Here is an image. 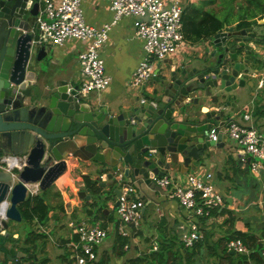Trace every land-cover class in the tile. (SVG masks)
Returning <instances> with one entry per match:
<instances>
[{
  "label": "water",
  "instance_id": "obj_1",
  "mask_svg": "<svg viewBox=\"0 0 264 264\" xmlns=\"http://www.w3.org/2000/svg\"><path fill=\"white\" fill-rule=\"evenodd\" d=\"M43 4L0 0V162L17 157L23 165L22 170L0 167V264H17L27 257L7 243L8 221H23L19 207L28 199V186L37 184L41 192L56 186L65 193L73 187L78 197L90 200L92 188L83 189L85 182L73 175L78 161L102 175L94 180L101 189L115 184L120 174L157 187L155 177L187 174L204 153L211 155L210 147L227 142L225 129L235 111L232 100L241 96L250 75L240 51L257 47L247 44L248 37L257 40L253 28L235 31L225 26L213 36V50L206 49L197 67L156 76L160 89L152 101L132 103L115 114L81 95L80 85L72 80L56 78L51 48L38 42ZM199 101L214 107L204 120L189 111ZM215 125L223 127L218 143L209 137Z\"/></svg>",
  "mask_w": 264,
  "mask_h": 264
},
{
  "label": "crops",
  "instance_id": "obj_2",
  "mask_svg": "<svg viewBox=\"0 0 264 264\" xmlns=\"http://www.w3.org/2000/svg\"><path fill=\"white\" fill-rule=\"evenodd\" d=\"M180 1L182 3L183 14L184 10L186 11L187 8H194L190 5L189 0ZM217 3L218 1L205 6L204 11L209 12L208 8L211 7L213 10L212 13L219 16L218 13H214V9L216 8L213 9ZM245 3L247 2L245 1ZM200 4L201 3H199L198 6ZM82 8L86 23L99 30L106 25L112 24L114 20V14L110 8L109 0H82ZM262 20H264V17L263 19H257L260 25H263L261 24ZM134 23V18L126 17L112 26L108 41L101 49V57L105 62V71L106 74L112 78V83L110 87L103 92H93L87 95V99L98 102L103 107L107 106L112 108L115 114L124 110H129L132 103H136L137 106H139L141 103L152 101L153 98L156 97L157 90L160 89V84L154 79L145 83L142 88L136 89L129 87L131 79L144 57V41L136 36ZM214 25L215 23H208L206 25V30L212 29ZM237 25L238 21H235L233 24L225 23L227 28H236ZM253 33L256 34L254 31ZM189 34V37L184 34L185 42L175 55L168 57L163 62L157 63V77L168 75L172 69H178L182 66L195 68L198 62L206 56V49L210 48L211 51L213 50V38L205 39L204 37H197L194 31ZM256 36L258 37L257 34ZM248 39L250 41L249 44L247 43L248 45H251L252 42L257 45L253 52H259L258 44L254 41L255 39ZM50 48L51 60L53 61L52 69L56 71V78L72 80L71 84L75 86L81 85L82 78L79 55L85 50V45L78 40L69 39L61 46H51ZM245 52L246 51L241 53L244 55ZM246 53L247 54L244 55L247 57L246 66L250 68L252 73L250 71V75L247 76V86L241 91V96L232 100V103L235 104V111L230 113L229 117L232 119L234 113L239 111L238 108L248 103L250 100V103L253 104L254 102V104L252 106H246L245 112H243V115H250L252 119L247 125H254L264 134V99L259 100L260 98L257 94L253 92L249 93V90L255 87L258 77L262 76L263 79L261 81L264 82V68H262L261 65L257 67L255 64L254 67L251 68V63L248 61L249 53ZM259 54L263 55L264 53L260 51ZM41 81L46 84L47 80L45 76L42 77ZM252 81L254 83H252L253 86H249V82ZM261 81L259 83L260 89L264 87V83L263 86L260 87ZM129 88L133 91H130ZM244 99H246V101L239 103ZM212 108L214 107H212L208 101H204L203 103L199 101V103L192 105L189 111L194 116L204 120L206 118V113L213 111ZM238 113H241V111ZM260 117H262V121L258 124L256 119ZM261 129H263V132ZM210 149L211 155H209L210 152L204 153L201 163L193 164L188 172L190 174L193 170L192 172H198L202 175H205L207 172L213 173L216 189L226 198V206L219 210V213L225 210L224 213L215 216L206 229L208 231L214 229L216 239L226 236L230 229L244 233H255L260 238L259 243L263 246L264 173L262 179L255 176L250 169L249 160L242 159L240 147L230 139H228L227 142L222 141L217 146L210 147ZM75 164L78 170L73 172V175L83 183L86 177L94 181L102 176L98 171H94L93 165H91V168L89 164L84 163L82 167V164L78 161H76ZM200 167L206 170L201 171ZM96 168L98 167L96 166ZM177 175L179 174L174 172L168 174V176L175 178L176 182H178L179 179L180 181L185 179V174H181L179 178L176 177ZM125 181L130 184L137 183L140 188L137 189L138 196L144 200L146 204L145 208L142 210L141 226L138 235L131 240L129 243L130 249L125 251V255L122 257H116L114 255L113 247L115 246V237L113 235L112 240L107 245L108 248L100 247L98 249V259L107 254L112 258V264H128L129 260L158 251L161 246H167L169 251L172 250L179 255L185 256L181 248L180 251L177 249L180 247L179 244L181 242V226L187 224L190 217H188L187 211L184 210L176 200L171 198L172 189H161L148 185L142 180H136L135 177L125 179ZM83 189H88L87 184ZM78 191L79 190H75V188L69 187L65 193L55 186L51 190V195L46 198V203L51 206L52 210L48 221L42 223L43 225H35V223L24 221L20 224L8 221V233H10L11 238L8 240L7 247L15 248L17 254L27 255L26 258L20 261L22 264H31L26 260L29 258L28 255H32L29 259L37 263H41L43 259L47 258L49 259L47 264H52L53 257L51 251L55 250L51 249V242L56 246L54 247L56 249L55 253L60 263L75 264L66 244L77 238V226L83 221L92 223L94 221H99L93 219L101 218L103 219L101 221L104 223L105 218V222L107 221L106 223L108 225L106 228L111 231L113 230L109 228V225L112 222L110 220L112 217L118 220V218H115V213H117V187L112 184L107 189H101L99 194L92 192L91 195L98 197L100 202L103 203V206L100 208L96 207V203H93L92 199L87 200L86 198L82 199L78 197ZM40 194L43 195L41 191ZM146 201L148 202L146 203ZM152 206L154 210L149 212V207ZM82 212L84 215L86 214V219L75 222V218ZM227 220H235L236 222L234 221L233 225L230 222L227 224ZM23 224H28L32 230L27 232L23 231L21 228ZM65 226H68L70 229L68 235L63 234L64 231H66ZM31 232L43 236L36 240L35 245L26 243V239ZM58 242L66 243L64 245L66 249L62 248ZM174 242L176 243L175 247L172 245ZM44 243H46L45 246ZM155 245H157L158 250H153ZM127 253H129L128 256L126 255ZM260 255L262 256V252ZM194 262L195 264H217V259L207 256L202 249L201 254L194 257Z\"/></svg>",
  "mask_w": 264,
  "mask_h": 264
},
{
  "label": "built area",
  "instance_id": "obj_3",
  "mask_svg": "<svg viewBox=\"0 0 264 264\" xmlns=\"http://www.w3.org/2000/svg\"><path fill=\"white\" fill-rule=\"evenodd\" d=\"M109 2L114 20L112 24L100 30L86 23L82 0H44L38 16L40 44L55 47L63 45L69 39H75L85 45V50L79 55L81 95L103 92L110 87L112 78L106 74L101 49L108 41L112 26L123 18H134L135 34L144 41V57L131 79L130 87L142 88L145 83L154 79L157 63L175 55L185 42L183 8L180 0H109ZM263 83L261 81L260 87ZM237 116L238 113H234L232 123L226 127L225 134L240 147L241 157L243 160H249L252 173L262 179L264 134L254 125H247L252 120L250 115L244 114L241 120H235ZM222 129L220 125L213 126L209 131L210 140L218 143ZM6 163L9 168L6 167ZM0 167L8 171L12 168L22 170L23 165L17 157H4ZM154 182L161 189H172L171 198L187 211L190 220L181 226V242L185 249H193L203 238L199 220L209 219L206 226L209 225L214 218V210L226 206V198L216 189L213 173L207 172L205 175L198 172L187 173L185 179L181 181L179 179L178 182L168 175L157 176ZM117 183L120 187V195L117 198L118 223L111 231L104 227L103 221L81 222L76 229L78 241L66 244L75 264L96 262L98 249L112 233L127 238L129 243L137 237L145 201L138 196L137 189L140 188L137 183L126 182L122 174L117 177ZM39 194L37 184L28 186V197ZM129 243L124 246V251L130 249ZM153 250H158L157 245ZM227 250L246 255L250 252L240 239L228 242ZM262 256L264 257V242Z\"/></svg>",
  "mask_w": 264,
  "mask_h": 264
},
{
  "label": "trees",
  "instance_id": "obj_4",
  "mask_svg": "<svg viewBox=\"0 0 264 264\" xmlns=\"http://www.w3.org/2000/svg\"><path fill=\"white\" fill-rule=\"evenodd\" d=\"M217 0H189L190 5L194 8H187L184 10L183 23H184V34L189 37L191 32H195L197 37H204L205 39L213 38L215 34L220 32L224 26V21L220 20L217 15L204 11V7L215 3ZM248 11L245 15L238 20V28L243 29L253 25V22L257 19H263L264 17V0H245ZM201 3L199 6L198 4ZM215 23L212 29L206 30V25L208 23ZM85 183L88 188H92L93 193L99 194L100 188L97 186L98 182L91 181L89 178H84ZM34 197H29L26 202L20 205L19 210L22 213L24 222L35 223V225H43L42 223L48 221L50 212L52 210L51 206L46 203V198L51 195V190L47 192H42ZM220 209L214 210L213 216H219L224 213ZM93 220H103L101 218ZM209 219H200L199 223L202 226L201 232L203 233L202 241L198 242L193 249H185L182 242H180V247L177 249L183 251L185 256L179 255L178 253L169 251L167 246H161L158 251L151 252V254L141 256L136 259H131L128 264H195L194 257L201 254L202 249L205 254L211 258L217 259V264H264V257L260 255L263 246L259 243V237L255 233L251 232H240L234 229H230L226 236H222L218 239L215 237L214 229L207 230L206 223ZM235 220H227L226 223L230 222L232 225ZM107 222V221H106ZM104 218V227H108ZM236 222V221H235ZM36 227V226H35ZM35 231V230H33ZM40 234H35L31 232L29 237L26 239V243H31L35 245L37 239H39ZM115 246L113 247V252L116 257H122L125 255L124 246L129 243L127 238L121 237L118 234H114ZM240 239L244 244L250 249V254L240 255L235 253L232 255L231 252L227 250V243L231 240ZM74 242L78 241V237ZM63 243V242H62ZM69 243V242H68ZM66 243H63L65 245ZM46 243H44V246ZM62 245V246H63ZM176 243L174 242V244ZM168 248V249H167ZM161 249V250H160ZM31 264H47L49 259H43L41 263H37L29 258H27ZM25 260V262H26ZM179 261V262H177ZM17 264H22L20 261ZM93 264H112V258L107 254L103 255Z\"/></svg>",
  "mask_w": 264,
  "mask_h": 264
},
{
  "label": "rangeland",
  "instance_id": "obj_5",
  "mask_svg": "<svg viewBox=\"0 0 264 264\" xmlns=\"http://www.w3.org/2000/svg\"><path fill=\"white\" fill-rule=\"evenodd\" d=\"M218 1V3L213 7V9L214 8H216V9H214L215 10V12L214 13H218L219 14V16H217V17H219L220 18V20H222V21H224V23H228V24H233L235 21H238L239 19H241L244 15H245V13H246V11H248V8H245V7H243V6H246V3H245V1L244 0H217ZM208 10H209V12L211 11V13L213 12V10H212V8L211 7H209L208 8ZM253 25H255V30H254V32L258 35V37L259 38H263L264 39V25H260V23L258 22V21H254L253 22ZM257 44H258V50H259V52H257V53H249L248 54V56H249V58H248V61L251 63V68H253L254 67V64L258 67V66H262V68H264V54L263 55H260L259 53H260V51H262L263 53H264V48H263V44L264 43H260V42H258L257 41ZM242 51H244V49L242 50ZM241 52V51H240ZM255 66V67H256ZM251 71V70H250ZM251 73H252V71H251ZM263 79V77L262 76H260V77H258L257 79H256V85H255V87L254 88H251L250 90H249V93H251V92H253L254 94H257L258 96H259V100H263L264 99V87L263 88H259V83H260V81ZM130 87V86H129ZM129 90L130 91H133L132 89H130L129 88ZM258 100V101H259ZM244 101H246V99H244V100H241L239 103H241V102H244ZM253 104H254V102H253ZM253 104H251L250 103V100L248 101V103H246V104H244V105H241V107L240 108H238L239 109V111H241V113H238V116L237 117H235V120H240V119H242V116H243V112H245L244 110H245V107L246 106H248V105H250V106H252ZM243 106H244V108H243ZM243 108V109H242ZM237 109V110H238ZM261 121H262V117H260V118H258V119H256V122L258 123V124H260L261 123ZM260 129V128H259ZM261 131L263 132V129H261ZM264 133V132H263ZM201 171H205L206 169H203V168H201L200 169ZM193 171V170H192ZM191 171V172H192ZM73 188V187H72ZM92 201H93V203H96V207L97 208H100V207H102L103 206V203L102 202H100V200H99V198L98 197H96V196H92ZM148 201H146V203H147ZM75 206H76V204H75ZM84 208V207H83ZM151 210H154V207L152 206V207H149V212L151 211ZM85 212V211H84ZM83 219H86V214L84 215V213L82 212V213H80V214H78V216L75 218V222H80V221H82ZM112 222L110 223V225H109V228H112V229H114L115 228V224L116 223H118V220H115L113 217L110 219ZM20 224V223H19ZM22 227V229H23V231H30V230H32V228L28 225V224H23V225H21ZM65 230L66 231H64V235L65 234H69V231H70V229L68 228V226H65ZM112 236H113V233L110 235V237H108L106 240H105V242L102 244V246L101 247H105V248H108V244H109V242L112 240ZM58 244H60L61 246L63 245V243L62 242H58ZM50 246H51V249L52 250H55L56 251V249L54 248V247H56V246H54L53 244H52V242H51V244H50ZM62 248H64V249H66L65 248V246L63 245L62 246ZM55 251H51V255H52V257H53V263L52 264H64L63 262H59V259H58V257L56 256V253H55ZM59 252V251H58ZM127 256L129 255V253H127L126 254ZM114 258H116V257H114ZM72 264V263H71Z\"/></svg>",
  "mask_w": 264,
  "mask_h": 264
},
{
  "label": "flooded vegetation",
  "instance_id": "obj_6",
  "mask_svg": "<svg viewBox=\"0 0 264 264\" xmlns=\"http://www.w3.org/2000/svg\"><path fill=\"white\" fill-rule=\"evenodd\" d=\"M255 28V26L254 25H252V26H250V27H246V28H243V29H239L238 28V26L236 27V28H234L235 29V31H241V30H247V29H250V28ZM224 28H225V26H224ZM224 28L221 30V31H224ZM253 28V29H254ZM254 31V30H253ZM252 34V33H251ZM254 34V33H253ZM244 39L246 38V37H243ZM249 38V37H248ZM256 38H257V40H255V42H260V43H263L264 42V39L263 38H259V37H257L256 36ZM252 40H254V39H252ZM250 43V41L248 42V44ZM245 51V50H244ZM244 51H242V52H244ZM251 54L253 53V51L252 52H250ZM240 54H242L241 52H240ZM247 53L245 52V54L244 55H246ZM245 57V56H244ZM246 58V60H247V57H245ZM255 73V72H254ZM253 73V74H254ZM250 83H253V81L252 82H249V84ZM254 84V83H253ZM116 187H117V190H119L120 191V187H119V185H118V183L116 182L115 184H114Z\"/></svg>",
  "mask_w": 264,
  "mask_h": 264
},
{
  "label": "clouds",
  "instance_id": "obj_7",
  "mask_svg": "<svg viewBox=\"0 0 264 264\" xmlns=\"http://www.w3.org/2000/svg\"><path fill=\"white\" fill-rule=\"evenodd\" d=\"M29 198V197H28Z\"/></svg>",
  "mask_w": 264,
  "mask_h": 264
}]
</instances>
